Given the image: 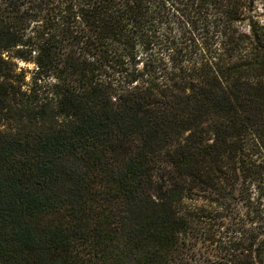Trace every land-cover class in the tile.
<instances>
[{
	"label": "trees",
	"instance_id": "1",
	"mask_svg": "<svg viewBox=\"0 0 264 264\" xmlns=\"http://www.w3.org/2000/svg\"><path fill=\"white\" fill-rule=\"evenodd\" d=\"M257 3L0 0V264H264Z\"/></svg>",
	"mask_w": 264,
	"mask_h": 264
},
{
	"label": "rangeland",
	"instance_id": "2",
	"mask_svg": "<svg viewBox=\"0 0 264 264\" xmlns=\"http://www.w3.org/2000/svg\"><path fill=\"white\" fill-rule=\"evenodd\" d=\"M256 11L259 12V14H264V6L262 3H257L256 4ZM169 30L171 31V33L173 34H177L180 31V26L178 25V23L176 22V19L174 17L171 18L170 20V28ZM17 65H18V71L20 72L21 70V74H22V78L24 80L25 86L23 88H28L34 85L35 79L38 78L37 72H36V68L33 64L30 63H24L21 61H17ZM46 79H43L41 81H37V85L42 86L44 84V82H46Z\"/></svg>",
	"mask_w": 264,
	"mask_h": 264
}]
</instances>
